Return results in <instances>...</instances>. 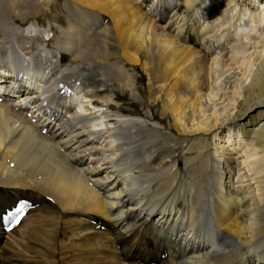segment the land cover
Instances as JSON below:
<instances>
[{
	"label": "bare ground",
	"instance_id": "1",
	"mask_svg": "<svg viewBox=\"0 0 264 264\" xmlns=\"http://www.w3.org/2000/svg\"><path fill=\"white\" fill-rule=\"evenodd\" d=\"M0 62L40 80L0 104V215L40 204L0 264H264V0H0Z\"/></svg>",
	"mask_w": 264,
	"mask_h": 264
},
{
	"label": "rangeland",
	"instance_id": "2",
	"mask_svg": "<svg viewBox=\"0 0 264 264\" xmlns=\"http://www.w3.org/2000/svg\"><path fill=\"white\" fill-rule=\"evenodd\" d=\"M217 3H219V5L221 4L219 1H217ZM256 5H258V6H257L256 8L253 6V10H255V11L260 10V7H259V6H260L261 4H259V3L256 2L255 6H256ZM162 23H163V21H162ZM263 119H264V117H262V120H263ZM239 152H240V149L238 148V149L236 150V152H235V155H237ZM57 259H58V258L55 259V263H56V260H57ZM49 261H51V260H49ZM57 264H59V261L57 262Z\"/></svg>",
	"mask_w": 264,
	"mask_h": 264
}]
</instances>
